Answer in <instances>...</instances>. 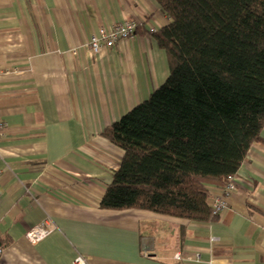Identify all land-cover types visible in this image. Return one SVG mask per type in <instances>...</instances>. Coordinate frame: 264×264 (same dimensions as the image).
Instances as JSON below:
<instances>
[{
  "label": "crops",
  "instance_id": "1",
  "mask_svg": "<svg viewBox=\"0 0 264 264\" xmlns=\"http://www.w3.org/2000/svg\"><path fill=\"white\" fill-rule=\"evenodd\" d=\"M127 19L133 38L88 49ZM167 24L156 0H0V264H264V127L214 221L99 207L123 153L101 132L167 78Z\"/></svg>",
  "mask_w": 264,
  "mask_h": 264
},
{
  "label": "trees",
  "instance_id": "2",
  "mask_svg": "<svg viewBox=\"0 0 264 264\" xmlns=\"http://www.w3.org/2000/svg\"><path fill=\"white\" fill-rule=\"evenodd\" d=\"M156 1L169 74L101 132L123 153L99 207L211 222L209 187L262 142L264 0Z\"/></svg>",
  "mask_w": 264,
  "mask_h": 264
},
{
  "label": "built area",
  "instance_id": "3",
  "mask_svg": "<svg viewBox=\"0 0 264 264\" xmlns=\"http://www.w3.org/2000/svg\"><path fill=\"white\" fill-rule=\"evenodd\" d=\"M138 23L133 19H127L110 27H100L96 32L90 34L86 46L88 49L97 54L101 48H109L113 44L122 39H131L134 37ZM150 32H154L150 29ZM237 183V174H233L226 179L223 186L217 188V192L211 197L212 213L217 215L225 206L226 198L234 191ZM49 222H41L29 228L25 237L31 244H36L43 240L50 232ZM1 252V247H0ZM179 259V254L174 256ZM74 264H85L83 257L78 256L74 260Z\"/></svg>",
  "mask_w": 264,
  "mask_h": 264
}]
</instances>
